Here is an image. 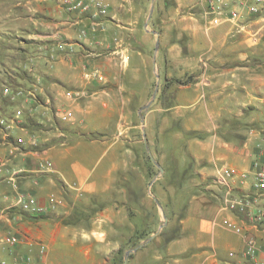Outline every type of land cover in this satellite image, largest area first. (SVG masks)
Returning <instances> with one entry per match:
<instances>
[{
  "label": "crops",
  "instance_id": "0c3cea01",
  "mask_svg": "<svg viewBox=\"0 0 264 264\" xmlns=\"http://www.w3.org/2000/svg\"><path fill=\"white\" fill-rule=\"evenodd\" d=\"M154 1L149 26L158 29L149 32L145 0H105L108 14L97 25L68 13L64 0L12 3L5 16L17 23L16 67L0 85V241L18 242L0 243V264H118V257L121 264H264V223H252L264 208V192L254 187L264 159V14L248 12L252 0H225L219 22L207 24L203 0ZM157 39L159 76L173 81L170 103L156 97L145 113L154 75L148 55ZM201 67L203 86L176 84ZM5 87L23 94L11 98ZM69 91L82 96L70 99ZM24 96L34 108L18 122L6 106ZM143 128L149 148L162 151L152 178L142 170ZM174 148L193 160H173ZM221 167L239 175L230 187L234 198L251 200L244 213L229 209L214 184ZM185 179L203 185L171 183ZM145 184L155 186V200ZM21 194L46 213H22ZM50 197L57 201L51 207ZM249 237L252 260L245 256ZM133 241L137 250L121 255Z\"/></svg>",
  "mask_w": 264,
  "mask_h": 264
},
{
  "label": "built area",
  "instance_id": "2783aa9c",
  "mask_svg": "<svg viewBox=\"0 0 264 264\" xmlns=\"http://www.w3.org/2000/svg\"><path fill=\"white\" fill-rule=\"evenodd\" d=\"M255 4L246 6L249 13L252 14H264V0H252ZM204 6L206 8V14L210 17L209 21L212 24H216L219 22V19L222 17L225 11L226 3L225 0H203ZM242 3V2H241ZM64 4L66 6V10L68 13H76L81 12L86 14V16L91 20L92 23L97 25L99 23V20L101 18H104L107 16V5L105 3V0H64ZM238 17V14L235 12H231V19H236ZM251 41L253 43L257 42L256 35H253L251 38ZM73 50L69 49V53H72ZM88 75L92 76L98 81H102L103 77L102 74L93 72L89 73ZM3 93L7 96H10L11 98L14 96H21L23 93L18 91H12L9 88L5 87L3 89ZM67 97L70 99H75L81 97V92L76 91L72 92L69 91L66 93ZM22 116L21 110H16L15 112V118H19ZM0 124H3V121H0ZM23 143L22 139H17L16 144L20 145ZM258 170L255 173L254 176V187L257 191L264 192V159L260 160V162L257 164ZM47 167H50V163H46ZM42 167V166H41ZM17 173H13V175L9 178L10 181H13L15 177H17ZM241 179H245V175L240 176ZM239 178V175L235 172L233 169H228L225 167H221L218 172L217 176L214 179V184L218 185L219 187L224 189V202L225 205L229 209H235L240 213H244V211L247 209L248 205H250L251 200L246 199H240V198H234L232 196V190L230 187V181ZM57 201L55 198L50 197L48 199V205L51 207L54 205ZM17 206L22 211V213L31 216V217H39L46 213L48 207L39 205L36 200L31 197L30 195L21 194L17 197ZM253 224H262L264 223V208H261L258 210L256 214L253 215L252 218ZM233 230L236 233L241 232L240 227H233ZM18 242V239L15 236H7L4 239H1L0 243L6 247H14ZM254 250H255V241L254 238L249 237L246 241V247H245V256L252 260L254 257ZM28 259H19L16 264H28ZM5 264V263H2Z\"/></svg>",
  "mask_w": 264,
  "mask_h": 264
},
{
  "label": "rangeland",
  "instance_id": "374dc122",
  "mask_svg": "<svg viewBox=\"0 0 264 264\" xmlns=\"http://www.w3.org/2000/svg\"><path fill=\"white\" fill-rule=\"evenodd\" d=\"M15 0H2L0 2V85L2 84V79L5 72L9 69L12 68L14 66V68L16 67V63L13 64V58L11 57V54L13 53V48L12 46L14 45L15 42V35H17V33H15V31H13V27L16 25V22H12L9 18H7L5 15L10 14L12 12V3ZM144 14H143V19L148 18L149 15V11L151 6L153 5V9H154V5H155V1L154 0H145L144 3ZM108 13V12H107ZM152 17H153V12L151 14V18L148 21V25L146 27L147 31H150V28H155L158 29L157 26L155 25H150L151 21H152ZM207 24L210 23V21L207 19ZM198 24H203L204 25V21H197ZM197 22H195L197 24ZM20 26V22L18 23ZM22 24V23H21ZM163 26H167V24H164ZM141 27V25L139 26ZM159 48V44L157 47V50ZM153 55V56H152ZM155 56H156V51L155 54L152 53V50L150 51V54L148 55L149 60L152 59L153 57V85H152V91L154 92L155 86H156V75L159 76L158 70L156 68V61H155ZM203 58V57H201ZM24 65H22L23 67ZM204 68L201 67L197 70V73L192 74L190 77L187 78L186 81L183 80H178L176 81V84L179 85H183V84H192L193 86L196 87H201L203 86L202 84H200V78H198L196 76V74H198V71L201 73L203 72ZM197 77V78H196ZM173 81H164L160 78L159 76V81H158V89H157V93L155 95V98L152 99V102L156 99V97L161 101V103L167 105L168 103H170L168 101V96L166 95L167 93H169V86ZM8 83V82H7ZM1 90V89H0ZM173 92V90L170 89V92ZM152 96V93H151ZM25 97H18L15 101L10 102L9 105L6 106L7 110L10 112V115L13 117L15 115V112L17 109H21L23 110V115L17 120L19 121H23L25 120L26 116L29 114V112L34 108V105L29 104V103H24ZM150 98V97H149ZM151 100V98L149 99V101ZM0 101H1V97H0ZM151 102V103H152ZM150 103V105H151ZM150 105L148 106L147 109H143L142 111H144L145 113L148 111ZM141 111V112H142ZM260 115H262L261 113H259ZM144 117L142 116V120ZM260 118L262 119V117L260 116ZM193 136H195V134H193ZM141 137V136H140ZM144 140V148H142V160H143V166H142V170L147 173L150 178H152L155 174H157L159 172V169L157 167V165L159 166V163L156 159H159V153H157V150H160V153L162 152L161 149H153V151L149 148L148 143H147V137L145 134V130L143 128V135H142ZM173 154L171 155V158L173 160H184L187 162H191L192 156L190 154H188V152L184 149V151H182V149L180 148H174L173 150ZM135 152L137 153V155L139 154V150H135ZM138 166H141L140 163H138ZM172 185L180 188L181 187H202L203 183L200 180H172L171 181ZM136 186V185H135ZM166 185H161V187H165ZM144 194L148 195L151 199L155 200L154 196H153V191L155 189V186L151 187V185H149V187L145 184L144 185ZM152 188V189H151ZM184 199L183 196H177L176 200L182 201ZM156 202L158 203V201L156 200ZM163 221V219H162ZM140 246V244L135 241L129 243L127 246H124L120 249V253L121 255H124V252L129 251V250H133L134 248ZM122 258V256H121ZM118 264L122 263V259H117Z\"/></svg>",
  "mask_w": 264,
  "mask_h": 264
},
{
  "label": "water",
  "instance_id": "95a60500",
  "mask_svg": "<svg viewBox=\"0 0 264 264\" xmlns=\"http://www.w3.org/2000/svg\"><path fill=\"white\" fill-rule=\"evenodd\" d=\"M152 11H153V5H152L151 8H150L148 18L146 19V21H145V23H144V29H145L146 32H148L147 29H146V27H147V25H148V21H149V19L151 18ZM151 33H155V32H151ZM155 34H157V33H155ZM158 44H159V42H158V39H157V40H156V43H155V51L157 50ZM156 79H157V82H156V86H155L154 92H153V94H152L151 100H150L149 103L144 107V109H147L148 106L150 105V103L152 102V99L155 98V95H156V93H157V89H158V81H159V76H158V75H156ZM144 140H145V139H144ZM157 167H158L159 170L161 171V167L158 166V165H157ZM166 221H167V218H166L165 216H163V225L166 223ZM137 248H138V247L134 248L133 250H129V251H127L126 256H128V255H129L130 253H132L133 251H136ZM125 262H126V260H125ZM125 262H124V264H126Z\"/></svg>",
  "mask_w": 264,
  "mask_h": 264
}]
</instances>
